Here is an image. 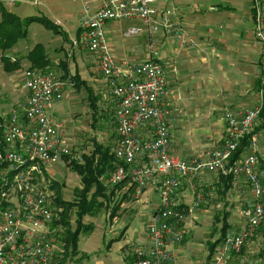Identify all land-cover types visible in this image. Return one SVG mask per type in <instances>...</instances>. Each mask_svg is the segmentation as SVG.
<instances>
[{"label":"built area","instance_id":"obj_1","mask_svg":"<svg viewBox=\"0 0 264 264\" xmlns=\"http://www.w3.org/2000/svg\"><path fill=\"white\" fill-rule=\"evenodd\" d=\"M2 1L14 5L19 0ZM252 2L264 88V13L262 0ZM135 18L141 19L143 26H131L126 36L164 31L182 46L187 45L186 31L174 21V10L161 9L156 0H83L79 33L73 40L75 48L88 51L97 60L101 73L109 79L117 134L113 152L119 160L109 183L117 186L130 180L137 195L151 185H157L160 191V205L147 226L149 243L135 246L134 264H174L175 254L169 244L185 239L187 216L204 201V195L195 192L194 204H183L178 197L181 179L217 171L233 175L236 183L244 176L257 199L241 210L246 226L241 232L227 236L212 255L210 264H225L231 252L241 250L253 239L257 227L264 221L261 201L264 185L258 171L259 136L255 131L262 99L242 112L227 111L225 136L202 156L188 159L173 154L171 124L179 109L168 102L164 66L154 58L139 63L117 61L106 34L108 21ZM150 46L153 47L152 42ZM24 74L29 91L26 101L20 105V111L0 117L1 196L8 203L0 208V264H50L56 255L54 222L60 208L55 205L56 194L50 188V181L46 183L47 179L41 176V170L71 154V146L62 132L63 123L50 109L63 98L66 86L74 80H65L54 69L28 67ZM148 126L151 135L141 136L139 129ZM246 137L249 141L244 152L234 156ZM142 158L148 160L140 164Z\"/></svg>","mask_w":264,"mask_h":264},{"label":"crops","instance_id":"obj_2","mask_svg":"<svg viewBox=\"0 0 264 264\" xmlns=\"http://www.w3.org/2000/svg\"><path fill=\"white\" fill-rule=\"evenodd\" d=\"M156 5L161 9L174 10V21L180 23L186 31V46H182L176 38H171L167 32L160 31L142 33L147 45L123 48L113 40L114 22L106 29L110 23L108 21L105 29L117 61L125 59L131 61L134 55L136 57L133 59L134 62L154 58L164 66L169 86L168 102L173 108L179 109L171 124L170 151L188 159L202 156L225 136L227 111L242 112L259 104L262 99L261 116L255 131L259 136L258 171L264 185V88L261 85L263 61L261 48L255 38L252 0H156ZM262 7L264 13V0ZM135 19L142 23L141 19ZM78 33L79 25L76 37ZM71 35L67 39L70 45L60 49L61 54L55 60L49 56L51 67L48 69H55L61 77L67 74L64 79L69 81L79 76L83 83L87 84L92 91L88 98L92 99V104L100 107L102 122L109 121L108 114L113 116L115 145L117 137L115 103L110 94L109 79L100 72L99 63L88 51L74 47L73 40L76 37ZM9 54L13 59L17 58L12 52ZM25 61L22 62L21 68L10 72V80L16 84L20 76L23 87L25 68L29 67H26L29 62ZM0 62L3 67L1 58ZM96 66L99 67L97 71ZM71 86L67 85L66 89ZM2 88L0 87V117L6 118L14 110L20 111V105L26 101L29 91L26 94L22 91L17 94L11 85V88L4 87L6 90L11 89L5 93L2 92ZM56 104H62V99L56 101L53 107ZM51 109L50 113L57 119ZM62 132L64 135L63 128ZM139 133L143 137H149L152 132L148 126L139 129ZM147 160L142 158L139 163H145ZM228 175L230 174L225 171L205 172L199 176L181 179L178 197L183 204L191 206L186 199L191 197L195 200V192H201L204 201L199 208L188 214L185 239L181 243L169 244V248L175 254L174 264H210L215 249L224 239L241 232L246 226L247 221L241 215V210L247 205H253L257 199L253 196L244 176L236 183L233 175H230L232 177L230 186ZM106 183L110 190L106 198L109 201L107 203L109 212L105 214L104 221L109 220L106 225L109 231L106 235L110 237L111 234V240L108 249L104 252L96 251L93 260L86 261L85 264H134L135 246L149 243L147 226L160 205L159 188L157 185L146 188V193L150 188L154 197H157L158 201L155 203L157 208L149 213L142 232L127 239L124 237L129 225L119 223V211L125 209L124 199L131 192H134L133 199L139 198L140 195H137L136 187L130 180L123 181L116 187L109 183V178ZM112 188L115 190L111 193ZM111 199L116 204H111ZM261 201L264 203V195ZM88 224L94 225L93 222ZM198 225L206 227L203 231L204 237L196 228ZM198 233L200 236L195 238ZM115 241L117 243H114ZM259 255L260 258L264 257V221L257 227L253 239L241 250L231 252L225 264H251L249 259L253 258L254 262H257L255 258Z\"/></svg>","mask_w":264,"mask_h":264},{"label":"rangeland","instance_id":"obj_3","mask_svg":"<svg viewBox=\"0 0 264 264\" xmlns=\"http://www.w3.org/2000/svg\"><path fill=\"white\" fill-rule=\"evenodd\" d=\"M7 6L21 18H35L31 23H28L27 36L21 39L10 51L15 57H22L23 61L26 60V55L29 50L39 42L47 47L49 56L51 59L55 60L56 57L61 54L60 49L70 45L67 40L69 36L72 34V37H76L82 0H37V3H35V0H19L14 5L7 4ZM42 20H47L51 26L47 27ZM112 22H114L113 29H115L113 32V40L118 46L131 48L136 45H147L143 37V34L147 32L139 36L125 35L127 29L131 26H143V22L141 23L140 20L121 19L110 21V23L108 22L109 24L107 23L106 29ZM108 35L107 37H109ZM109 39L110 38H108V40ZM135 58L136 57L133 55L131 61L134 62L133 59ZM28 66L29 65H26V67ZM53 67L55 68V66ZM56 69L59 71L58 68ZM98 69L99 67L96 66L95 71ZM10 76L11 73L5 71L0 62V87H3L2 92L7 93L8 90L11 91V89L6 90L4 87L11 88V85H13L14 91H16L17 94H20L21 91L25 94L28 93V89L23 87V80L20 79V76L16 84L15 81L10 80ZM90 94H92V91H90L86 83L74 81L70 88L64 90L62 104H56L55 107L51 109L57 119L63 123L64 139L71 146L72 151L68 157H64L58 163L42 169L41 176L47 179L45 180L46 183L48 181H50V183L54 181L58 182L56 187L50 185V188L55 194L59 192L63 199L69 201L77 196L76 189L82 187L81 177L72 168L70 160L72 158L81 159L84 152H90L93 148V137H96L98 141L106 144H113L114 142L115 127L112 123L113 116L112 114H108L109 121L106 120L102 122V117L100 116L101 109L97 104H92V99L88 98ZM31 165L32 163L29 166ZM17 172L18 171L14 172L13 176H15ZM149 189L150 188H148L147 193L145 192L147 189H145L139 198L133 199L134 192H131V194L124 199L126 207L125 209H121L118 215L120 217V224L123 222L129 225L128 232L125 234L124 238L128 239L129 237H136L139 235L147 223L149 213L155 209V203L158 200L157 197H154L153 191ZM100 200L106 202V204L104 203L106 206L100 207L95 213H85L82 215L80 220L83 223L88 224L93 222L94 225L89 229L83 228L84 230L80 232L78 238L79 254L71 258L67 264H85L86 261L91 262L96 256V251L103 250L104 252V250L108 249L111 234H109L110 237L106 235L109 231L106 227L109 220L108 222L104 221V217L105 214L109 212V209H107V203L109 201L102 197ZM116 202L118 203V201ZM186 202L189 205H193L194 199L189 197L186 199ZM110 203L114 205L115 201L111 199ZM56 206L60 208V212H64L62 207ZM142 208L148 209V211ZM56 217L59 218L60 215L56 214ZM79 218L76 211L71 214L70 221L72 229L77 228V219L79 220ZM196 228L200 230L204 237L205 234L203 231L206 227L198 225ZM199 236L200 233H198L195 238ZM59 238L60 236L58 237L57 234V240ZM114 243H117V241ZM59 246L60 243L55 241V253H57L56 250L58 251ZM60 248L63 250V246ZM85 253H89V256ZM54 260L55 258L50 264H53ZM249 260H251V264H264V257L260 258V255L255 258V260H258L257 262H254L253 258Z\"/></svg>","mask_w":264,"mask_h":264},{"label":"trees","instance_id":"obj_4","mask_svg":"<svg viewBox=\"0 0 264 264\" xmlns=\"http://www.w3.org/2000/svg\"><path fill=\"white\" fill-rule=\"evenodd\" d=\"M33 20H35L33 17L21 18L16 12L10 9L4 1L0 0V58L3 63V68L6 71L12 72L22 67L23 58L17 57L13 59L9 52L21 39L27 36L28 23H31ZM42 21L47 27L51 26L47 20ZM26 59L29 62V67L43 70H47L48 67H51V60L46 46L40 42L36 43L34 47L29 50ZM66 75L67 74H64L62 78H65ZM73 80L75 82H83L79 76L74 77ZM92 140L93 148L90 152H84L81 159L72 158L70 160L72 168L80 175L82 182V187L76 189L77 196L69 201L63 199L61 194L56 192L54 199L55 204L62 207L64 212H60V217L54 222V229L58 237L60 236L57 240L60 246L54 257L55 260L53 264H67L71 258L79 254V234L84 230L83 228L89 229L91 226V224L83 223L80 219L83 214L95 213L100 207L105 205V202L100 200V198H107V193L110 190L106 180L119 163V160L113 152V144L100 142L96 137H93ZM248 141V137L243 139L234 156L239 157L244 152ZM68 156L69 155L65 157ZM227 179H229L231 186L232 177L228 175ZM51 185L52 187H56L58 182H51ZM2 188L3 182L0 174V200ZM114 190L115 189L112 188L111 193L114 192ZM7 205L8 203L2 198L0 201V208H4ZM74 211H76L78 217H80L79 220L77 219L78 226L76 229L71 228L70 221L71 214ZM62 246L63 250L60 248Z\"/></svg>","mask_w":264,"mask_h":264}]
</instances>
